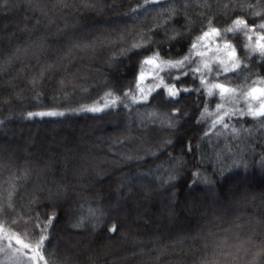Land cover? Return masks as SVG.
<instances>
[{
    "label": "trees",
    "instance_id": "16d2710c",
    "mask_svg": "<svg viewBox=\"0 0 264 264\" xmlns=\"http://www.w3.org/2000/svg\"><path fill=\"white\" fill-rule=\"evenodd\" d=\"M238 18L253 30L206 38L183 70L143 63ZM261 24L264 0H0V264H264V117L213 126L264 103L240 95L264 88V56L244 47ZM225 40L241 66L217 77ZM202 60L205 85L172 79ZM215 83L235 102L208 96ZM48 112L63 115L29 117Z\"/></svg>",
    "mask_w": 264,
    "mask_h": 264
},
{
    "label": "snow or ice",
    "instance_id": "6c2138e0",
    "mask_svg": "<svg viewBox=\"0 0 264 264\" xmlns=\"http://www.w3.org/2000/svg\"><path fill=\"white\" fill-rule=\"evenodd\" d=\"M259 15V13H257ZM260 28L264 29V24H261L259 26ZM252 31L253 29H249L247 22L243 19H236L232 22V27H229L227 29H224L223 32L215 27H209L207 31H204L201 36L196 38V42H193L191 44L190 48V55L184 56L180 60H162L160 58L159 53H154L153 56L146 58L143 63L144 64H155L157 61L159 64L157 65L158 67H161V70H166V69H176V70H183L186 68L187 65L192 63V58H191V53L198 48L201 42H203L206 38L209 37H215V38H221L222 36H225L227 33H240V32H245V30ZM248 40H252V36H246ZM216 42V41H213ZM257 46H252V45H245L250 52L256 53L259 51V54L264 56V35H260L257 39ZM204 47H207V45H203ZM217 52H224L225 56L227 59L224 58H213V61L216 64V71L215 75L219 77L220 75H226L229 71H235L241 66V63L239 61V58L236 55V48L235 45L227 42V40L224 41L223 43V48L222 49H217ZM198 56H205V53L203 52H196L195 53ZM189 71L194 74H199V79L201 82V85L206 84V77L205 73H213V68H212V63H210L207 60H202L200 63L197 64L196 67L190 68L187 71H182L181 75H177L175 77H172L174 80H179L182 78V76H187L189 74ZM143 78V74H141V79ZM161 81H163V77L160 78ZM164 87L167 95L169 98H175L179 95L180 91H191V89L184 88V89H178L175 84L171 85H163L162 83H157L155 85V88L159 89L160 87ZM213 89L219 90V96L222 98V100L227 96V100L230 103H234L237 93V89L234 88H229L224 84L221 83H215L211 84L207 87V95L212 96L214 95ZM141 93V99H137L136 96L132 95L130 96L129 93H124V96L129 97L132 101V103H138L141 102V100H146L147 97L143 95V89H139ZM259 92L260 96H253V93ZM111 96V94H108ZM240 95L245 96V97H250L253 100H258L261 97H264V88L262 89H256L252 88L248 92H241ZM119 101V97L112 99L111 101V106H115L117 102ZM109 105L105 103L104 107H108ZM224 107V104H218L217 109H222ZM89 111L97 112V111H102V108H92L88 109ZM205 114H207V110H205ZM33 115H39V116H54V115H63V113H55V112H48V113H29V117L31 118ZM239 115L240 117H243L245 115L252 116V117H264V103H261L258 108H253L251 103L247 104V111H244L243 109L236 110V111H224L222 115H218L217 118L213 121V126L216 124H221L224 128H228L229 125L227 123H224V118L225 117H231V116H236ZM235 131V129H233ZM190 150V149H189ZM52 218H49V223H51ZM45 228L47 225L44 226ZM116 227L115 225L110 229V231H115ZM44 237L41 239V243L43 241Z\"/></svg>",
    "mask_w": 264,
    "mask_h": 264
},
{
    "label": "rangeland",
    "instance_id": "374dc122",
    "mask_svg": "<svg viewBox=\"0 0 264 264\" xmlns=\"http://www.w3.org/2000/svg\"><path fill=\"white\" fill-rule=\"evenodd\" d=\"M55 132L56 133H64L63 135L65 136V137H60V140H58V143H62L63 141H66V140H68L69 138H71L72 136L70 135H68V133L69 134H71V132H70V130H66V128L65 127H63V126H60V127H58V128H56L55 129ZM76 132H78V134H75V136H76V138H78L77 140H78V144L80 143V140L82 139V136L84 137V135H86V134H91L92 133V131H90V130H82V131H76ZM54 135L56 136V134H53L52 136H51V140L54 138ZM68 135V136H67ZM80 137H81V139H80ZM64 153H66V151L64 152Z\"/></svg>",
    "mask_w": 264,
    "mask_h": 264
}]
</instances>
